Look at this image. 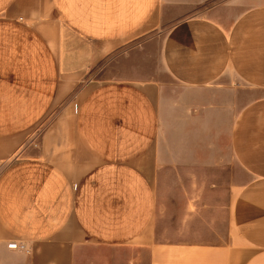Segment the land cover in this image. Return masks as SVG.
I'll list each match as a JSON object with an SVG mask.
<instances>
[{"label":"crops","instance_id":"1","mask_svg":"<svg viewBox=\"0 0 264 264\" xmlns=\"http://www.w3.org/2000/svg\"><path fill=\"white\" fill-rule=\"evenodd\" d=\"M145 38L149 76L96 78ZM91 243L264 264V0H0V264Z\"/></svg>","mask_w":264,"mask_h":264},{"label":"rangeland","instance_id":"2","mask_svg":"<svg viewBox=\"0 0 264 264\" xmlns=\"http://www.w3.org/2000/svg\"><path fill=\"white\" fill-rule=\"evenodd\" d=\"M202 11L199 8L192 9L191 13L179 14L181 18L197 14ZM166 31L163 29L162 34ZM147 38L139 40L138 46L129 45L122 47L112 55L109 65L100 66L96 78L98 80H114L116 78H126L130 80L142 79L149 76L151 69L159 65V57L156 48H151ZM144 44H147L144 46ZM104 68L105 73L101 72ZM166 80H169L165 76ZM34 153V152H32ZM138 258V264H150V253L148 249L114 248L100 246L99 244H88L77 255V264H132Z\"/></svg>","mask_w":264,"mask_h":264},{"label":"built area","instance_id":"3","mask_svg":"<svg viewBox=\"0 0 264 264\" xmlns=\"http://www.w3.org/2000/svg\"><path fill=\"white\" fill-rule=\"evenodd\" d=\"M9 248L13 249V250H20V251H24L26 253H29V249L27 248V246L25 244L10 243Z\"/></svg>","mask_w":264,"mask_h":264}]
</instances>
